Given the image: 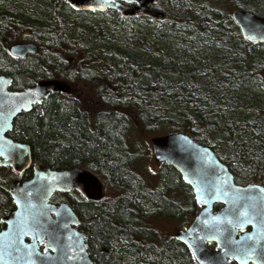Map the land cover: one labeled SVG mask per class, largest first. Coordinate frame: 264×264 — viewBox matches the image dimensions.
<instances>
[{
    "label": "trees",
    "instance_id": "trees-1",
    "mask_svg": "<svg viewBox=\"0 0 264 264\" xmlns=\"http://www.w3.org/2000/svg\"><path fill=\"white\" fill-rule=\"evenodd\" d=\"M220 1L264 16V0H156L153 8L164 14L160 20L105 13L96 22L64 0H0V38L39 44V52L24 58H12L0 47V71L14 78L15 87L45 78L66 80L79 66L66 53L90 51L98 53V67L109 68L96 76L111 77L116 87L111 98L119 100L105 106L107 112L90 131L74 106L56 101L62 94L50 93L16 116L15 138L50 167L87 159L127 186L112 115H134L153 135L180 131L209 146L236 183L264 186V43L246 40ZM20 27L23 36L11 32ZM164 172L163 179L179 178L171 166ZM131 199L82 211L92 246L101 244L106 251V264H197L186 245L171 247L172 240L165 242L154 229L147 231L151 245L143 235L133 241ZM143 200L137 196V204ZM7 202L0 187V205ZM150 202L162 211L166 201L153 195Z\"/></svg>",
    "mask_w": 264,
    "mask_h": 264
},
{
    "label": "water",
    "instance_id": "water-1",
    "mask_svg": "<svg viewBox=\"0 0 264 264\" xmlns=\"http://www.w3.org/2000/svg\"><path fill=\"white\" fill-rule=\"evenodd\" d=\"M67 1L78 10L112 8L127 17H164L162 11L152 7L156 0ZM230 15L246 40L264 43V16L238 7ZM38 50L32 42L10 46L16 56ZM11 81L12 77L0 74V164L21 171L30 165V147L5 136L13 117L40 104L52 92L68 91L70 86L45 78L8 90ZM150 142L155 160L174 168L201 205L189 226L177 232L196 262L264 264V186L236 183L232 172L209 146L184 132L153 136ZM69 189H76L87 199H97L102 194L100 182L91 173L79 168L54 169L44 163L34 165L29 179L10 183L8 190L15 208L3 217L6 226L0 230V264H93L83 234L71 227L78 222L76 214L67 203L49 201L54 191ZM215 204H219L216 210ZM41 243L43 250L38 248Z\"/></svg>",
    "mask_w": 264,
    "mask_h": 264
},
{
    "label": "flooded vegetation",
    "instance_id": "flooded-vegetation-1",
    "mask_svg": "<svg viewBox=\"0 0 264 264\" xmlns=\"http://www.w3.org/2000/svg\"><path fill=\"white\" fill-rule=\"evenodd\" d=\"M64 2H66L71 8L75 9L68 3L67 0H64ZM129 4L134 5L133 2H130ZM75 10L82 13L83 16L91 15L90 17H98L99 15L103 16L105 13L106 16L115 15L118 18L119 16H123L112 8L94 12L78 9ZM96 12L99 13L96 14ZM131 18L134 21L137 19L140 22H151L147 20V18L150 19V17L144 15L134 16ZM16 31L23 36V27H20L17 30L13 28L11 32L16 33ZM20 42H32L37 44L39 47V44L35 39L31 40L30 38H23L8 42L5 36L0 38V47L6 55L11 56L12 58H24L28 54L39 52V50L37 52L29 51L23 56L13 55L10 52V46L14 43ZM66 56L71 64L74 61L75 63H78L79 66L74 69L71 68L72 72H68L66 80H61L57 77L54 78L67 83L70 86L69 90L65 92L58 91L52 93H55L56 96L62 94L64 97L60 99L56 98V101L65 102L70 106H74L75 110L79 113V116H82L85 122H87L88 129L90 131H94L96 129L97 121L101 120L103 113L107 112L105 110V106L107 104H116L119 101L115 99L112 100L111 98L112 94L116 92V87L111 81V77H102L99 74L96 76V72L99 71L101 74L104 70L109 71V68H100L97 66V63H99L97 52L69 51L66 53ZM90 62L93 66L85 65ZM0 74L12 77L11 75L5 74L1 71ZM104 83L107 85V89L105 87L103 88ZM23 86L19 88L15 87L14 78L12 77L8 90H18ZM102 96L105 97V100L102 99ZM113 109L116 110L115 107H113ZM18 114L13 117L11 128L5 133V136L11 138L13 141L27 143L15 138L14 133H16L17 129H15L14 119ZM112 117L118 122L117 129L119 139L124 149V170L129 173V178L125 180V183H128L127 186L112 179L109 174L104 172L105 168L103 169L94 166L87 159H80L65 166L54 167V169L79 168L91 173L101 184V196L97 199H87L76 189H69L67 191L58 190L51 194L49 201L55 204H59L61 202L67 203L76 214L78 222L76 224L72 223L71 227H75L83 234L87 255L93 264H106L102 257L103 252L106 251L101 244L92 246V242L94 241H92L90 237L89 223L87 222V216H82V211H86L87 208L91 207L105 208L115 204L116 201L123 200L127 197L132 198L128 209L132 214L130 219V231H132L133 241L136 242L137 238H141V235H143L147 245H151V243H153L152 238L147 235V231L154 229L158 232L157 228L153 225V216H156L163 218L168 226L166 232H159L161 239L165 242L172 240V244L170 245L171 247L176 246L178 249H183L185 244L177 237V232L178 230H184L189 226L196 213L200 210L201 205L194 199L192 189L181 179L180 175L177 179H163L161 177L163 174L167 176V173L164 172V168L169 167V165L164 162L157 161L158 167H160V170H158V178L149 179L144 178L143 175L146 161L155 159L153 157V150L150 142L151 137L166 133L153 135L150 131L151 128H149L146 123L143 124L139 122L138 117L134 115L113 114ZM30 159V165L21 171L13 169L10 165L0 164V187L6 191L8 196V202L0 205V230L6 226V223L3 221V217L6 216L8 211L15 208V203L8 190L10 183L13 181L22 183L23 181L29 179L33 175L34 165L41 163L48 165L47 163L41 161V159H34L31 148ZM0 160H3L2 155H0ZM153 195H159L164 201H166L162 211L157 208H153V205L150 202L152 201ZM137 196L144 199L141 204H137ZM218 207L219 204H215L213 209L216 210ZM26 239L28 240L29 238ZM206 244L210 247H214L212 243L206 242ZM38 248L39 250H43L44 244H39Z\"/></svg>",
    "mask_w": 264,
    "mask_h": 264
},
{
    "label": "rangeland",
    "instance_id": "rangeland-1",
    "mask_svg": "<svg viewBox=\"0 0 264 264\" xmlns=\"http://www.w3.org/2000/svg\"><path fill=\"white\" fill-rule=\"evenodd\" d=\"M229 2V0H228ZM221 7L224 11H226L227 13H230L232 10V7H230L227 3H223L221 2ZM86 18H94L96 20V22L100 21V19H97V17H90V16H83ZM99 17V16H98ZM145 171L143 172L144 178H149V179H156L158 178V170H160V167H158L157 161L155 159H152L151 161H146V166L144 167ZM153 225L154 227L157 228L158 232L164 233L166 232V229L168 228V226L165 223V220L161 217H156L153 216Z\"/></svg>",
    "mask_w": 264,
    "mask_h": 264
}]
</instances>
